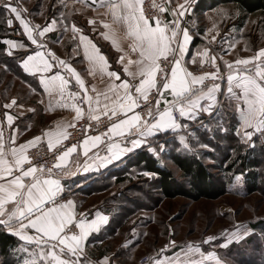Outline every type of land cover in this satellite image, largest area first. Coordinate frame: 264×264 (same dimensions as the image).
Returning <instances> with one entry per match:
<instances>
[{"label": "snow or ice", "instance_id": "1", "mask_svg": "<svg viewBox=\"0 0 264 264\" xmlns=\"http://www.w3.org/2000/svg\"><path fill=\"white\" fill-rule=\"evenodd\" d=\"M59 2L63 7H68L65 0H59ZM92 2L95 4L96 0ZM192 2L193 0H184V3L171 7V0H167V3H157L156 0H152L151 6L158 10V14L149 16L144 10V0H99L97 6L106 7L112 17L111 22L100 19V24L106 30L101 35L105 40L111 41L113 48L123 53L118 63L122 64L124 75L122 77L116 71H109L107 58L86 36L80 35L81 43L85 44L86 58L98 64L99 71L110 78V83L103 92L97 91L93 86L92 91L95 92V97L89 95L85 81L80 74L50 49L35 51L33 55H27L22 61V67L28 73L33 71L47 73L53 67L46 58L50 57L75 79L80 92H70L68 95L73 100L79 99L87 104L86 114L89 120L100 123L101 116L107 117L110 122L108 133L119 136H125V133L129 136L135 134L138 138L132 139L130 143L133 148L138 147L144 142L141 138L152 136L157 131L187 128L188 125L181 124L179 118L195 120L200 112L211 113L214 105L219 103L216 94L221 91V86L218 83L213 82L205 90V80L215 81L219 78L217 74L220 69L217 67V57L210 55L207 47L203 51L197 49V56L201 57L199 63L201 65L206 62L210 63L216 69L214 72H203L196 75L182 66L184 54L188 51V44L193 36L189 28L181 23V18L185 17ZM75 3L87 6L86 0H73V4ZM0 11L9 13L8 25L13 23L11 15H15L16 20L23 26L27 39L36 45L37 49L46 47L39 38H44L45 34L53 31L58 24L57 19L53 18L51 23L43 28L40 25L30 27L29 22L21 16V12L26 10L21 9L18 3H13V0H0ZM73 11L80 12L81 9L75 8L67 13L61 12L59 22L63 23L64 18L71 16ZM165 12L172 17L171 20L163 18L162 14ZM226 18L227 13H223L221 19ZM88 23L94 25L96 21L89 19ZM119 25H122L124 29L122 35L114 27ZM64 30H68L66 25ZM71 31L72 38L75 39L80 29L73 24ZM233 31L236 29L233 28ZM239 31L242 32L243 29ZM213 32L219 35L218 21L212 22L211 28L205 32V38ZM216 38V35H211L209 42L215 41ZM223 39H229L228 34H225ZM121 40L128 41L127 50L121 47ZM238 42L229 43V49L235 47V43ZM5 43L10 49L25 47L24 44H17L11 40ZM89 46L91 51H89ZM8 54L12 55V52L9 51ZM195 62L194 57L193 63ZM224 63L229 70L226 99L229 101L230 109L233 108L232 102H235L234 112L239 119L237 135L241 136L244 143H251L257 133L264 138V48L248 59L235 60L233 63L237 66L236 69H233V63L228 61ZM241 65L244 67H239ZM89 75H94V70H90ZM68 83L69 80L61 76L59 72L55 75L40 77L44 92H57L59 96L57 106L71 107L75 112L73 118L75 121L85 115V110L79 103L62 102ZM153 90L157 94L155 108L147 103L153 95ZM167 94L171 95V100L166 98ZM161 99L164 101L163 110L160 109ZM203 100L209 103L202 105ZM141 101L145 102V114L150 120L144 119L139 112L135 111L141 107ZM16 104L17 101L13 98L11 103L4 104V108H11ZM51 107L50 104L49 110ZM29 110L34 111V109ZM216 115L219 116L220 113ZM5 116L8 124L11 125L13 117L8 113H5ZM74 126L73 123L64 127ZM218 127L223 131L228 130L222 124ZM45 135L49 136V151L59 145L62 139L67 138L65 132L45 133ZM53 135H55V140L52 138ZM9 140L11 146L5 142L4 133L0 130V226L26 242L19 249L13 250L24 254L21 264H93L91 261L81 259L86 250L84 241L92 231L98 230V223L106 221L107 217L97 213L98 220L88 222L81 214V218L76 220L75 213L72 211L74 202L72 200L58 202L63 199L59 195L63 192V186L58 178H54L53 172L54 168L63 171V165L71 153L76 151L77 145L73 144L66 148L56 157L57 162L45 169L43 164H34L27 155V150L41 140L40 136L26 141L19 147L14 146L15 136L10 137ZM100 140V136L87 137L83 145H88L91 141L92 147H95ZM181 142H184V137H181ZM131 150V148H121L119 144H110V157L102 158L101 163L103 164L105 160L110 162L112 159H118L124 151ZM149 151H154V149L150 148ZM239 179L240 177H237V180ZM236 227V232L228 233L229 242L232 239L239 240V230L245 226L237 225ZM215 239V236H208L200 243L209 244ZM200 243L189 242L181 248L180 253H174L172 257L163 256L161 259H155L154 264H207L208 261L221 264L214 252H202ZM27 245H34V247L30 250ZM169 245L174 247L175 242L170 241ZM169 245H165L161 253L167 251ZM220 246L227 247V243ZM193 254H199L200 258L190 259L189 257ZM95 264H111V261L105 256Z\"/></svg>", "mask_w": 264, "mask_h": 264}, {"label": "crops", "instance_id": "2", "mask_svg": "<svg viewBox=\"0 0 264 264\" xmlns=\"http://www.w3.org/2000/svg\"><path fill=\"white\" fill-rule=\"evenodd\" d=\"M65 2L68 4L67 8L63 7L59 0H13V3H18L21 9L26 10L21 12V16L23 19L29 22L30 27L34 28L36 25H40L43 28L47 26V24L51 23L53 18L57 19L58 24L53 29V31L46 33L44 38L38 37L39 39H42L43 44L46 46L44 49H37L36 45L32 44L31 41L27 39V35L24 33L23 26L18 20H16L14 14L11 15L13 23L8 25L7 19L9 18V13L6 11V27L10 30V37L2 39V42L5 44L4 51L8 56L17 57L20 70L23 74L29 77L28 80H23L24 86L26 88V93L24 96L9 97L0 101V130H2L4 133L5 142L10 146L11 144L9 138L12 136H15L14 146L16 147H19V145L24 144L26 141L32 140L36 136L41 137V140L38 143H45L48 145L49 136L45 135V133H67L70 127L64 126L71 125L76 121L73 119L75 117V112L71 107L62 108L57 106V100L59 99L58 93H45L43 86L40 84L41 76L47 77L50 75H55L57 72H59L64 78L68 79L69 83H76L75 79L71 77V74L66 69L58 65L50 57L46 58L53 65V67L50 68L47 73L36 71H33L32 73L25 72L22 67V61L27 55H33L35 51H46L48 49L55 52L56 56L62 60H65L80 74L81 78L85 81L89 95L95 97V92L92 91L93 86H95L97 91L103 92L110 83V78L106 74H102L99 71L98 64L86 58L85 44L81 43L80 41V35H84L89 41H91L92 44H95L100 50L101 54L107 58L109 65L108 70L116 71L122 77L124 75L123 66L122 64L118 63V60L123 53L113 48L111 41L105 40L104 36L101 35V33L106 30L103 28V25L100 24V19H104L108 22H111L112 19L110 13H108V9L106 7H98L97 5L99 4V0H96L95 4L92 2V0H86L87 6L81 3L73 4V0H65ZM75 8H79L81 11H73L71 16H66L64 18L63 23L59 22L61 19V12L67 13L70 9ZM93 9H95V11H93ZM105 13H108V15H104ZM204 14L206 15V13ZM89 19L95 20L96 23L94 25L89 24ZM202 20L203 19H201L200 13L195 11L190 17V26L188 28L190 30V34L193 36V39L196 38V41L193 42L192 39V41L188 44V51L184 54L182 66L196 75H200L203 72H214L216 69L213 68L210 63L206 62L204 65L199 63L201 57L197 56V49L199 48L201 51H203V49L207 47L210 55H215L217 57V67L220 69L217 74L219 78L215 81H212L211 79L205 80V90L208 86H211L213 82L218 83L221 86V91L216 94L219 103L214 105L213 111L211 113L200 112L197 116V119L195 120L179 118V122L181 124L188 125L187 128L181 127L175 130L167 129L164 131H157L152 136L141 138L144 142L135 148H133L132 144L130 143L132 139L138 138L135 134L129 137L128 144H121L119 141L112 142L110 144H119L121 148H131L132 150L124 151L118 159H112L110 162L105 160L103 164L101 163L102 158L110 157V144L107 146L108 153L102 154V148L100 146L101 142L96 144L95 147H92L91 141L88 145H83V141L85 140L84 138L76 144V151L71 153L67 162L63 165L64 174L62 176H54V178H58L60 180L61 185L63 186V192L59 194L63 197V199L58 200V202L63 203L64 201L72 200L74 202V208L72 211L75 213L76 220L81 218V214H83V218L88 222L98 220L97 213H99L101 216L107 217L106 221L98 223V230L92 231L88 238L84 241L86 250L85 255L82 256L81 259L91 261L93 264H95V262L100 261L105 256H107V254L99 256L98 250L94 247L92 242L88 243V239L92 235L100 232L106 226H108L113 214L110 210H107L105 207L103 208V206H95L91 208H84L82 206V201L84 200L82 199V196L83 198H86L85 202H87V198H89L87 195L91 194L90 192L94 190L97 185V181L101 176L110 170L118 168V165L134 152L150 147L153 138H155L156 135L160 133H176L177 140L183 147H186L185 142L188 139L187 147H189L190 141H197L196 136L198 132L209 131L211 126H215L214 128L218 127V125H220L222 122V120L220 122L218 118L225 117L227 119L229 111L235 116L237 132L239 119L234 112L235 102H232L233 108L230 109L229 101L226 99L228 86L227 75L229 74V70L224 61L233 63L237 59H248L254 56L261 48H264V36H256L255 46L251 45L250 48H243L240 51V55L233 56V48L228 49L227 52H224L225 54H222L216 51L214 43L215 41H211V43L209 42L211 40L209 36L211 37V35L205 38V35L196 34V26ZM73 24H75L77 28L80 29V32L76 34L75 39L72 38L73 33L71 31ZM65 25L68 28L67 31L64 30ZM233 26H235L234 23H231L230 28L232 29ZM114 27H116L118 32L122 35L124 30L123 26L119 25ZM200 32H203L202 29H200ZM226 34H228L229 42H232L233 37H237L236 35L234 36L233 30L228 31ZM236 34L238 35V33ZM240 36L244 37V34L240 33ZM9 40L14 41L17 44L22 43L25 45V47H15L10 49L9 45L5 43V41ZM241 41H243V39L239 38L238 43ZM120 44L122 48L127 50L128 41L121 40ZM9 51L12 52V55L8 54ZM89 51H91L90 46ZM221 56L223 57L222 59ZM194 57L196 60L195 63H193ZM133 58H135V56H133ZM203 67H208V69H203ZM239 67L244 66L241 65ZM236 68L237 66L233 63V69ZM252 69L254 72V64L252 65ZM90 70H94V75H89ZM116 83H119V81H116ZM33 89H35V91H33ZM69 93L70 91L68 90L67 85L64 93V100L62 102H67L69 104L73 103L72 99L68 95ZM13 98L16 99L17 104L13 105L11 108H4V104L11 103ZM166 98L169 100L172 99L170 94H167ZM101 100L103 101V97H101ZM208 103L209 101L207 100L201 101L202 105H207ZM50 104L52 107L49 110ZM80 106L85 110V115L82 118H88L86 114L88 107L87 104L82 103ZM163 107L164 101L161 99L160 109L163 110ZM29 109H34V111H30ZM5 113H8V115L13 117L11 125L8 124ZM216 113H220V115L218 116ZM129 115H131V113H129ZM108 136L111 139H120L122 137L128 136V134L125 133V136H119L113 133H108ZM190 136L191 138H188ZM181 137H184V142H181ZM52 138L55 140V135H53ZM259 138L261 137L257 133L253 137V141L246 144L253 146L254 140ZM85 148H87V152H85ZM5 230L9 232L7 229ZM29 231L31 233V230Z\"/></svg>", "mask_w": 264, "mask_h": 264}, {"label": "rangeland", "instance_id": "3", "mask_svg": "<svg viewBox=\"0 0 264 264\" xmlns=\"http://www.w3.org/2000/svg\"><path fill=\"white\" fill-rule=\"evenodd\" d=\"M197 13H200L203 19L196 26L198 35H205L212 22L218 21L219 35L216 32L210 35L217 36L214 43L219 53L225 54L224 52L229 49V43L242 38L243 41L235 43L233 47V56L240 55L243 48L255 46L256 36H264V16L260 14L245 16L230 4L202 11V14ZM223 13H227L226 19H221ZM231 23L235 25L232 29ZM233 28L236 29L233 34L237 37H233L232 42L224 40L225 34ZM240 29L243 31H239ZM240 33H243L244 37H241ZM8 69L0 63V101L14 96L22 97L26 93L24 81L11 68ZM176 139V133H160L153 138L147 150L154 149L149 152L159 163L172 167L166 154L172 149L177 150ZM166 141L168 145L165 144ZM187 142L188 139L186 145ZM197 146L201 151L184 152L200 155V152L206 151L216 155L221 154L222 150V147L212 148L206 144L197 143ZM205 162H209V159L206 158ZM126 163L125 159L118 165L122 173L127 171ZM112 171L100 177L102 180L104 176L110 175L99 185V189H94L87 195L89 197L87 202L82 196L84 208L103 206L112 213L113 210L117 212L119 208L120 216H116L117 223H120L118 229L111 234L105 233L103 240L98 242L101 248L104 247L107 251L111 264H154L155 259H161L163 256L172 257L174 253H180L181 248L189 242L197 244L208 236H215L216 239L209 244L200 243L201 251L214 252L221 264H264V161L260 165V181L253 192L247 190L243 175L230 174L225 175L226 179L228 178L226 190L215 199L163 197L158 192L153 176L144 174L142 176L144 180H140L142 178L137 170L132 169L129 173L123 174L127 178L118 184L115 182V176L111 174ZM174 172L179 176L176 170ZM215 174L219 176L220 172L215 171ZM237 177L240 179L237 180ZM257 224L259 225L254 226ZM237 225L245 226L239 230L240 239H232L229 242L228 233L236 232ZM0 229L3 227L0 226ZM170 241L175 242L174 247L169 245ZM25 243L22 241L16 249ZM225 243L227 247L220 246ZM165 245H169V249L161 253ZM27 246L30 250L34 247ZM13 254L15 258L19 256L21 264L24 254L18 251ZM150 257L154 259L150 260ZM189 258L199 259L200 256L193 254ZM207 264H215V261H208Z\"/></svg>", "mask_w": 264, "mask_h": 264}, {"label": "trees", "instance_id": "4", "mask_svg": "<svg viewBox=\"0 0 264 264\" xmlns=\"http://www.w3.org/2000/svg\"><path fill=\"white\" fill-rule=\"evenodd\" d=\"M228 4L233 5L245 16L255 14L264 16V0H198L195 11H207ZM6 18V11H0V63H3L9 69L11 68L20 79L28 80L29 77L23 74L18 66L17 57L8 56L4 51L5 44L2 39L10 37V30L6 27ZM195 41L196 38L193 39V42ZM228 113L227 119L225 117L218 118L220 122L222 120L221 124L228 129L227 131L211 126L209 131L198 132L197 141H190L189 147H183L176 139L177 150L172 149L166 154L172 167L165 164L161 165L152 153L143 148L126 159V172L122 173V169L119 167L111 172L115 176V182L120 184L127 178L123 174L136 169L140 178H142L140 180H144L142 176L145 173L154 177L158 192L163 197L182 196L191 200L200 198L215 199L226 190L228 178L226 179L225 175L240 174L244 176L247 190L253 192L260 181V165L264 161V138L255 139L253 146L244 143L241 136L237 135L234 114L230 111ZM197 143L206 144L212 148L222 147L221 154L215 155L205 151L200 152V155H198L184 152L201 151L198 149ZM165 144L168 145L167 141ZM206 158L209 159V162H205ZM211 160H214V162H211ZM175 170L179 176H176ZM215 171L220 172V175L217 176ZM109 176H104L102 180L99 179L94 189H99V185ZM112 214L110 224L88 239V243H94L93 245L98 250L99 256L106 254L107 251L104 247L101 248L98 242L103 240L105 233H114L120 224L117 223L118 219L116 218V216H120L119 208L117 212L113 210ZM20 243L22 241L16 236L7 232L4 228L0 229V264H19V256L15 258L13 250Z\"/></svg>", "mask_w": 264, "mask_h": 264}, {"label": "built area", "instance_id": "5", "mask_svg": "<svg viewBox=\"0 0 264 264\" xmlns=\"http://www.w3.org/2000/svg\"><path fill=\"white\" fill-rule=\"evenodd\" d=\"M157 3H167V0H156ZM184 3V0H171V7H175L177 4ZM198 0H193L191 3L189 11L186 13L185 17L181 18V23L187 27L190 26V17L192 16L193 12L195 11L197 7ZM152 0H144V10L147 15L152 16L158 14L157 9L152 8ZM163 18L166 20H171L172 17L167 13L162 14ZM154 23V21H152ZM182 36V34H181ZM208 69V67H203V69ZM169 74H170V66H169ZM68 90L70 92H80V89L78 85L74 82H70L68 84ZM155 94L153 90V95L150 96L147 103H150L153 105V108H155ZM82 96V92H81ZM72 99V98H71ZM73 102L82 104L83 102L79 99L73 100ZM145 102L141 101V107L135 109L136 112H139L144 119H149V117L146 116V108L144 107ZM178 116V114H176ZM109 120L107 117L102 116L100 123H97L96 121H91L88 118H81L79 120H76L74 122V127H70L67 131V138L63 139L59 145H56L51 151L48 149V145L45 143H38L35 146L30 147L27 150V155L30 157L32 162L34 164H43L45 169L52 167L57 161L56 157L66 150V148L71 147L73 144H77L82 139L87 137H94V136H100V146L102 148V154H107V146L115 141H119L121 144H128L129 137L131 136H125L120 139H111L108 136L107 129L109 126ZM133 135V134H132ZM54 176H62L64 174V170L61 171L59 169H53ZM46 175V174H45ZM78 230V229H77ZM76 230V231H77Z\"/></svg>", "mask_w": 264, "mask_h": 264}]
</instances>
